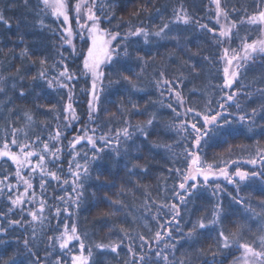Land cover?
Returning a JSON list of instances; mask_svg holds the SVG:
<instances>
[{"label":"trees","instance_id":"obj_1","mask_svg":"<svg viewBox=\"0 0 264 264\" xmlns=\"http://www.w3.org/2000/svg\"><path fill=\"white\" fill-rule=\"evenodd\" d=\"M104 1V17H111L109 23L107 19H102L100 27L112 32L119 31L121 35L126 33L130 25L134 27H148L150 30H155L162 26V21L166 22L168 19L173 18V10L180 8L181 5L188 11L193 19V23L184 26L180 25L172 33L179 34L182 39L178 46L175 42L167 40L159 41L155 46L143 44V38H131L129 41V50L132 52V60L125 62L123 65L104 66L103 71L108 73L104 80L106 86L105 91L100 101L101 111L99 112L98 119L95 125L98 129L96 135L99 136L105 132L115 133L117 129L124 126L121 119V109L125 116H128V109L132 104H137L138 107L143 108L149 102H152L144 115H131L130 120L132 124L146 122L153 112L158 113L156 123L151 127V135L147 141L143 140V136L137 133L135 138V146L130 148V154H122L116 157L115 152H111L103 156L100 162L104 169V174L100 177L101 180H114L115 186L113 187H100L95 184L94 180L97 175V166L91 167V175L93 181L86 183L84 188V197L78 209L73 210V217L78 222L80 234L83 236L87 233L84 240L87 247H91L93 254L91 257V264H126V261L131 259L128 252L130 244L134 249L139 252L140 241L138 234H143L146 239H153L156 231L160 230L159 224L152 219L153 216L159 211V205L163 203L172 202V189L173 186H178L180 177L176 173L169 172L168 169H175L180 167L186 169L187 164H181L183 158L175 150L168 151L163 147L152 148V144H172L178 142L180 138L176 135L175 131L168 127V125L175 121V114L169 109L159 104V90L154 83V72L158 75L159 70L166 69V75L169 79L180 77L182 83L177 90L182 91L183 97L186 101L184 107H192L202 115L207 112V103L212 101V107H218V102L222 93L216 85L223 84V68L225 62L216 63L218 56H213V63L205 62L203 56L212 53H220V49L214 47L212 37L206 32H201L196 27L195 21L199 20L200 23L208 24L209 27L219 28L215 23V5L211 0H103ZM222 3L230 10L233 7L241 9L240 15L232 14L233 20H240L244 15L243 9L247 8L249 13L255 11V4L253 0H222ZM37 0H31L29 8L32 10L27 15V11L23 7V0H8V3L0 4V8H4L6 18L11 22V28L0 25V75L9 76L16 72L17 68H21L20 76H23L21 82L20 76L15 80L7 81V91L0 95V145H2L5 131L9 125L17 129H23L20 132V140L27 142L25 133L40 135L47 138L48 130L42 128V122L49 121L52 130L55 129L57 121L53 119L54 113L47 111L51 105L66 102V91H56L47 88L46 85L37 82L33 85L31 78L35 76L40 70L41 66L38 60L47 56L49 62L56 58V53L59 51V37L53 35L52 29H58L62 23L55 21L54 17L50 15L45 18L43 14L37 15L35 12ZM143 8L138 15V9ZM26 20L27 23H21L17 27V20ZM43 19L44 28L39 26L38 20ZM120 24L119 27L116 25ZM130 22V23H129ZM223 22V21H222ZM238 34L237 39L231 42L233 49L241 45V39L246 35L251 40L264 38L261 35L260 28L244 24L238 29H234ZM23 34V43L20 41V36ZM187 37V42L184 41ZM121 43L118 39L113 42V46ZM55 45V47H54ZM28 47L30 55L27 58L19 56L20 51ZM227 42L223 47H227ZM88 44L84 41L79 42L77 50L86 51ZM65 55L71 52L69 47H64ZM144 56L146 65L141 66L139 62L135 61L137 52ZM198 55H194L197 54ZM83 57H71L68 60L69 67L76 70L82 65ZM32 61H37L33 64ZM195 63L196 71L199 73L193 74L192 69L188 65ZM123 67H130L131 72L123 71ZM121 69V75H128L136 82L137 87L141 91L136 94L129 95L128 85L121 83L120 85L109 84L110 80L116 78V69ZM139 75V80L136 76ZM88 81V84H86ZM259 81V83H257ZM13 83L17 87L13 89ZM246 85L240 89V85ZM90 85V77L81 76L75 85V104L77 114L82 117L79 122H73L74 126L64 131V139L57 143L59 147H63V154H61L63 175L62 180H69L68 185L57 186L56 182H52L47 190L49 197L48 203L55 204L56 202L51 199L53 190L56 196L64 195V192L71 193V176L68 175L69 160L72 158V151L69 149L66 152L69 137L78 133V129L84 125L87 120V100L88 96L81 89ZM264 87V55L257 54L255 59L249 61L246 68L242 69V75L239 83L235 86L234 90H241L246 95L238 97V102L241 104L245 112L250 111L252 108L258 109V117L264 115L259 113V108L264 104V99L256 92L257 88ZM23 88L27 95L21 97L19 95L20 89ZM40 92V98H36V93ZM61 97L64 100H61ZM11 101L10 103L8 101ZM130 101V102H129ZM39 106V107H38ZM29 112L33 116V123L29 126L24 118V113ZM183 111V109H180ZM230 112H235V104L229 109ZM115 114V116H113ZM109 117H112L109 119ZM184 119L183 116L180 117ZM194 117H189V122H192ZM13 122H15L13 124ZM179 123V121H175ZM264 119L257 118L254 125L241 124L236 122L233 127L239 129V132L229 137L227 142L216 141L211 143V146L202 145V157L206 163L217 162L219 167H227L229 174L235 173L237 168L242 171L253 172L256 168L250 167L248 160L256 155L258 149L264 148ZM251 128V131H249ZM71 130V132H69ZM11 139V136L8 137ZM101 146V145H98ZM90 146L86 142H82L77 146L76 151L83 156L87 152L88 157L92 156V152L88 151ZM13 151H18V148H13ZM173 153L177 154L174 155ZM227 161H234V164H227ZM84 163L83 159L79 160ZM32 163H36L33 160ZM136 164L140 168L135 169L134 175H128L129 169ZM11 161L7 164H0V168H8ZM74 167V166H73ZM261 167L258 164V169ZM141 168H147L146 172H142ZM219 169V168H217ZM11 172L15 173V165H11ZM111 171L112 175H109ZM15 183V179L12 180ZM37 194L40 192L39 179L33 180ZM219 185L221 190L213 194L212 189ZM63 187L64 191H61ZM23 191V188H20ZM244 198V204L238 205L231 199L232 196ZM107 197V200L103 199ZM4 199H0V207L6 210L7 205ZM120 201L119 205H113L109 201ZM223 202L225 215L222 217L220 225L210 227L202 231L195 240H183L177 247L174 255L170 253V259L190 260V264H204L205 260H210L211 255L208 249L213 251L216 249V236L222 229L226 233L241 232L240 242H247L251 244L253 240L259 242V237L264 235V180L249 179L238 184H229L225 178L218 180L211 179L207 188H201L196 198L190 201L186 208L183 209V219L181 226L189 220V216L193 220L199 219L204 216L206 211L208 213L207 219H211V209L218 203ZM148 202V207H145ZM63 207V205H59ZM166 211V210H165ZM108 214L106 219H98V217ZM12 219L19 218L17 216L10 217ZM25 219H29L25 216ZM163 219H169L164 216ZM69 221V228L71 226L70 218L61 213L59 218H53L51 224L60 229H63L64 222ZM207 222V220H206ZM243 226V227H241ZM125 228L131 233L134 243L128 238H125L120 228ZM174 227V226H173ZM191 227L189 223L187 227H183V231L187 232ZM25 232L30 237L31 229H21L19 227L13 228L9 236L5 239L7 243L0 244V260H5L8 257H13L15 264H29L33 257H29L21 245L17 244L15 237L23 239ZM58 233L45 232L40 234L41 238L34 241V251L43 259L47 251H51L47 247V236ZM178 239L179 234L174 233ZM123 240V243H121ZM119 244L117 253H113L110 248L97 249L96 244ZM164 243L159 244V248H164ZM75 254H79V242H72L70 245ZM259 250V248H257ZM56 254L59 255L60 251L57 246L55 249ZM72 253H69L68 264H71ZM87 255V248L85 250ZM154 255V253H153ZM241 252L237 251L235 247L231 251L225 250L224 252L217 253L215 264H231L234 263Z\"/></svg>","mask_w":264,"mask_h":264},{"label":"snow or ice","instance_id":"obj_2","mask_svg":"<svg viewBox=\"0 0 264 264\" xmlns=\"http://www.w3.org/2000/svg\"><path fill=\"white\" fill-rule=\"evenodd\" d=\"M30 2L31 0H23V7L27 10L24 15L32 11L29 8ZM7 3L8 0H0V4L6 5ZM211 3L215 5V23L219 28L209 27L208 24L200 23L199 20H196L195 24L199 31L210 34L214 47L220 49L219 54L212 53L203 56L202 59L205 62L213 63L212 57L218 56L216 63L226 61L227 66L223 68V84L215 86L222 93L219 98L222 102H218V107L214 108L212 107V101L209 100L206 105L207 112L202 115L192 107H184L186 101L182 91L177 90L182 83L180 77L175 79L167 78L166 69L159 70L158 75L154 72L156 88L159 90L161 97L167 94L169 101L162 106L174 113L175 121H179V123L175 121L170 123L168 127L175 131L180 140L172 144H152L151 147H163L165 150L172 151L174 148L179 147L182 142L184 148L179 155L183 156V160L179 161V163H186L187 167L183 170L180 167L168 169L170 173L174 171L180 177V182L178 186H173L172 202L160 204L159 211L152 217L159 224L160 230L155 232L153 239H146L143 234H138L140 251L137 252L130 244L128 252L131 259L126 261V264H190V260L187 259H180L179 261L174 258L170 259V253L174 255L178 245L183 240H195L202 231L220 225L222 217L225 215L223 202H218L211 209V219H207V211L204 216L197 220H193L189 216V220L183 227H187L189 223L191 227L188 228L187 232L183 231L181 226L183 209L187 207L190 201L196 198L200 189L202 187L207 188L210 180L217 175L223 176L229 184H238V182L249 179L264 180V148L258 149L256 155L247 161V163L252 165H261L259 170L253 172H246L237 168L235 173L229 174L227 167H219L217 162L206 163L202 157V145L211 146V143L216 141L226 143L229 137H233L239 132V129L233 127L237 121L241 124L254 125L257 118L264 119V115L258 117V109L255 107L245 112L238 102V97L246 95V93L241 90H234L241 79L242 69H245L248 62L254 60L257 54L264 55V38L249 42L250 37L246 35L240 38L241 45L238 48L233 49L231 47V42L239 38L238 34L233 30L244 24L260 28L261 35H264V0H253L255 11L249 13L248 9L244 8V15L238 21L233 20L231 17L232 14L240 15L241 9L233 7L229 10L222 3V0H211ZM97 10L98 0H75V3L72 0H37L35 8L37 15L43 14L45 18L50 15L55 18L57 23L62 18V23L58 29H52L53 35H57L60 41L58 46L60 50L57 51L56 58L51 63L47 56L40 58L38 63L41 66V70L31 78V82L33 85H36L37 82L42 83L47 88L56 91H66L67 99L62 107L58 103L47 108L48 112L55 114L53 119L57 121L54 130H52L49 121L42 122V128L48 130L47 138L43 136V132L40 135H35L34 138V134L30 135L26 132L27 142H22L19 137L20 132L24 130L9 125L5 131L2 145H0V164H7L8 161H11V165H15L14 177L10 170L11 165L8 168H0V199H4L6 195L4 203L7 205L6 210L4 207H0V244L7 243L5 238L9 236L13 228H30V237L26 232L22 240L18 236L15 237L16 243L21 245L29 257H33L29 264H68L69 253H72L70 256L71 264H91L93 250L91 247H87L84 242L87 233L82 236L79 232L77 220L71 219L74 214L72 209L80 207L84 197L85 185L93 181L91 175V167L93 165H99L97 166V175L94 180L96 185L100 187L115 186L114 180L100 179L104 174V169L100 165L103 156L109 154L110 150L115 152L116 157L122 154H130V148L135 146L137 133L143 136L144 141H147L151 135L150 129L156 123L158 115V113L153 112L146 122L132 124L130 116L144 115L152 102H149L143 108L138 107L137 104H132L131 108L127 110L128 116H125L121 109L118 108L117 111L121 112L124 126L117 129L114 135L110 134V129L109 132L97 136L98 129L90 127V125L96 124L101 111L100 101L106 88L104 80L109 75L103 71V68L106 65H123L133 59L132 52L129 50L131 38H143V44L149 46H155L159 41L164 40L175 42L179 46L182 37L179 34L173 35L172 33L180 25L188 26L193 23L192 17L181 5L180 8L173 10V18L168 19L166 22L162 21V26L155 30L139 26L133 28L130 25L128 31L121 35L119 31L112 32L100 27L102 17L96 14ZM143 10V8L138 9L137 13H133V15H138ZM73 13L77 26L75 30L69 24L70 15ZM103 19H107L109 23L111 22L110 16ZM21 23L26 24L27 21L18 19L17 27ZM37 23H39L41 28L45 27L43 19L38 20ZM0 25L11 28V22L6 18L4 8H0ZM119 26L118 22L116 27ZM77 36L88 44L86 51L77 50L74 44V38ZM118 39L121 43L113 46V42ZM183 39L185 42L188 40L187 37ZM20 41L23 43V34L20 36ZM226 42L228 46L223 47ZM65 45L71 48V52L67 55L63 51ZM29 55L27 46L19 53L22 58H27ZM194 55H198V53ZM79 56L83 57L82 65L76 70H72L69 67L68 60L71 57ZM134 59L141 64L142 68L149 63L144 56L139 54V51ZM32 63L35 64L37 61H32ZM188 67L192 69L193 74H199L196 71L195 63L188 65ZM21 71V68H17L14 74L9 76L0 75V95H3L8 90L7 81L10 79L15 80L17 76H20ZM123 71L131 72V68L123 67ZM81 76L90 77V85L81 89L88 96L87 120L79 130L82 135L74 136L67 145L72 151V158L69 160L68 168V175L72 178V191L71 193L65 191L64 195L56 196L53 190L51 199L56 203L49 204L47 195L49 185L53 181L56 182L57 186L69 184V180H62L61 154L64 146L61 144L58 147L57 143L64 139V131L74 126L73 122H79L82 119L74 107L75 85ZM115 76L114 80L109 81L110 85L126 83L129 95L141 91L130 76L121 75L120 68L116 69ZM139 78V75H137L136 79L139 80ZM20 79L22 82L23 76H20ZM86 84H88V81H86ZM12 87L15 89L17 84L13 83ZM244 87L246 85H240V89ZM256 92L264 99V87L257 88ZM19 95L21 97L26 96L27 92L21 88ZM40 95L41 93L37 92L36 98L39 99ZM173 97L175 98L174 100ZM61 100L63 101L64 98L61 97ZM8 102L10 103L11 101L9 100ZM233 104H235L236 111L230 112L229 109ZM180 109H183V111H180ZM259 113L264 114V104L260 106ZM181 116L184 117L183 120L180 119ZM189 117H194V120L189 122ZM24 118L29 126L33 123V116L29 112L26 111L24 113ZM111 118L109 117V119ZM261 127H264V125H261ZM249 131H251V128H249ZM9 136H11V139H8ZM82 142H86L90 146L88 151L93 153L91 157H88L87 152L81 156L76 151L77 146ZM13 148H18V151H13ZM80 159L84 160L83 164L79 162ZM33 160H36V163H32ZM234 163V161H227V164ZM137 168H140V166L134 164L129 169L128 175L136 174L135 169ZM217 168H219L218 173L216 171ZM140 170L146 172L147 168H141ZM109 175H112L111 171H109ZM13 178L15 183L12 182ZM36 178L39 179V194H37L33 183ZM21 187L23 191H20ZM218 190L222 191L219 185L212 189L213 194ZM61 191H64L63 187H61ZM103 199L107 200V197H103ZM231 199L238 205H243L245 202L244 198L239 197L238 194L237 196H232ZM109 203L115 206L121 202L117 200L114 202L109 201ZM59 205H63V207ZM145 207H148V202H146ZM61 213L70 218V228L67 220L64 222L63 229L58 226L54 227L51 224L52 219L59 218ZM17 215L19 218H10ZM107 215L104 214L98 219H106ZM25 216L29 219H25ZM164 216L169 217V219H163ZM46 231L58 234L47 236V247L51 251H47L46 256L41 259L37 252L34 251L33 242L40 239V234H44ZM120 232L123 233L125 238L134 243L133 237L127 229L122 227ZM174 233L179 234L180 238L178 239L174 236ZM240 240L241 232L226 233L221 228L216 236L217 251L209 248L208 253L205 255L210 254L211 259L205 260L204 264H215L218 252L231 251L233 247L241 252L234 264H264V235L259 237L258 244L256 240H253L251 244L240 242ZM74 241L79 242V254H75L70 247ZM165 241L167 243H165L164 248H159V244ZM121 243H123V240H121ZM57 246L60 251L59 255L55 251ZM95 247L97 249L110 248L113 253H117L119 244H96ZM86 248L87 255L84 254ZM0 264H15V261L10 256L5 260H0Z\"/></svg>","mask_w":264,"mask_h":264},{"label":"rangeland","instance_id":"obj_3","mask_svg":"<svg viewBox=\"0 0 264 264\" xmlns=\"http://www.w3.org/2000/svg\"><path fill=\"white\" fill-rule=\"evenodd\" d=\"M72 2L73 3H75V0H72ZM103 5H104V1L103 0H98V10H97V15H99V16H101L102 17V19L104 18V7H103ZM62 19V18H61ZM69 24L73 27V29L75 30L76 28H77V26H76V20H75V16H74V13L73 14H71L70 15V20H69ZM60 27V26H59ZM81 41H83V40H81L80 39V37L79 36H77V37H75L74 38V44L76 45V48H78V44H79V42H81ZM66 47H69V46H67V45H65ZM70 48V47H69ZM71 49V48H70ZM79 51H80V49H79ZM163 87V86H162ZM175 98L173 97V100H174ZM159 104L160 105H166L169 101H168V98H167V94H165V96L164 97H161V95H160V93H159ZM78 130H80V128L78 129ZM69 132H71V130L69 131ZM78 134H80V135H82V133H80V131H78V133H76L75 135H71L70 137H69V139H68V143H67V145L69 144V142L74 138V136H76V135H78ZM183 148H184V144L181 142L180 143V145H179V147H176V148H174L173 150H175V153H182V150H183ZM66 152L69 150V148L67 147L66 149ZM62 154H63V152H62ZM181 157L183 158V156L181 155ZM249 166L252 168V167H254V166H256V168L255 169H253L254 171H257V170H259L258 169V164L257 165H252V164H249ZM216 171H217V173H218V171H219V169H216ZM219 178H224L223 176H219V175H217L216 177H214V178H212L213 180H218ZM231 264H234V263H231Z\"/></svg>","mask_w":264,"mask_h":264}]
</instances>
